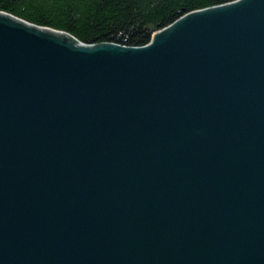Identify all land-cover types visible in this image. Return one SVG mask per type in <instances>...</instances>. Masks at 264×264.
<instances>
[{
  "label": "water",
  "instance_id": "1",
  "mask_svg": "<svg viewBox=\"0 0 264 264\" xmlns=\"http://www.w3.org/2000/svg\"><path fill=\"white\" fill-rule=\"evenodd\" d=\"M0 264H264V0L137 47L0 12Z\"/></svg>",
  "mask_w": 264,
  "mask_h": 264
},
{
  "label": "trees",
  "instance_id": "2",
  "mask_svg": "<svg viewBox=\"0 0 264 264\" xmlns=\"http://www.w3.org/2000/svg\"><path fill=\"white\" fill-rule=\"evenodd\" d=\"M234 0H0V10L87 44L137 47L181 15Z\"/></svg>",
  "mask_w": 264,
  "mask_h": 264
},
{
  "label": "bare ground",
  "instance_id": "3",
  "mask_svg": "<svg viewBox=\"0 0 264 264\" xmlns=\"http://www.w3.org/2000/svg\"><path fill=\"white\" fill-rule=\"evenodd\" d=\"M0 12H1V13H5L6 15L14 16L15 18H19V19L25 20V19H23V18H21V17L15 16V15L9 13V12H6V11H1V10H0ZM25 21H26V20H25ZM28 22H29V21H28ZM44 27H47V26H44ZM47 28H48V27H47ZM50 28H51V27H50ZM51 29H53V28H51ZM54 30H57V29H54ZM57 31L63 32V33H65V34H67L68 36H71V37H73L74 39H76L73 35H71L70 33L66 32V31H63V30H57ZM76 40L79 41L78 39H76ZM79 42H81V41H79ZM81 43H83V42H81ZM110 43H111V42H110ZM85 44H87V43H85ZM114 44H117V43H114Z\"/></svg>",
  "mask_w": 264,
  "mask_h": 264
},
{
  "label": "rangeland",
  "instance_id": "4",
  "mask_svg": "<svg viewBox=\"0 0 264 264\" xmlns=\"http://www.w3.org/2000/svg\"><path fill=\"white\" fill-rule=\"evenodd\" d=\"M49 28V27H48Z\"/></svg>",
  "mask_w": 264,
  "mask_h": 264
}]
</instances>
